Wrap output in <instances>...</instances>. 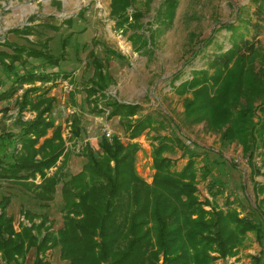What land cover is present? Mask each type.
<instances>
[{
	"label": "trees",
	"instance_id": "obj_1",
	"mask_svg": "<svg viewBox=\"0 0 264 264\" xmlns=\"http://www.w3.org/2000/svg\"><path fill=\"white\" fill-rule=\"evenodd\" d=\"M145 1L148 11L152 0ZM252 1L256 4L257 20L239 12L238 23L224 24L230 30L229 47L213 52L205 67L193 69L189 77L177 84L175 80L181 71L176 72L170 84L182 98L187 123L203 122L207 129L220 132L222 145L240 144L245 154L260 148L263 155L260 170L264 176V64L255 68L258 56L264 55L258 39L264 26V0ZM54 2L61 4L60 0ZM137 2L110 0L109 14L115 28L128 34L133 50L150 57L157 37L172 23L178 0H163L154 18L146 23H141L144 12L135 6ZM78 16H83V10ZM35 19L36 15L29 17L30 22ZM62 24L71 26L72 18L63 20ZM45 25L59 29L49 23L24 25L9 32L23 36L25 43L6 39L2 42L8 50L0 49V67L10 84L0 90V102H8L20 89L22 93L15 99L18 129L0 133V180L26 186L43 208L48 207L61 184L62 225L52 231L46 228L45 213L24 210V220L29 224L21 221L16 229L14 216L7 212L9 197L2 196L0 264L17 263L31 248L34 249L32 264H52L45 253L55 247L66 264H215L218 259L236 255L248 233L254 234L264 254V182L253 181L254 205L246 214L233 207L232 201L222 208L200 200L197 153L174 133L157 134L153 138L156 140L152 145L154 173L150 183L135 171L138 145L115 134L102 135L97 152L85 144L81 170L65 177L62 170L68 156L66 141L62 126L55 125L51 117L55 97L49 92L60 77L72 81L71 72L60 68L68 47L73 45L78 53L86 45L73 44L74 33L69 32L60 39L59 51L53 53L50 37L42 38L40 27ZM31 34H35L34 39L27 37ZM203 42L210 44L213 36ZM103 49V56L93 50L87 54L86 65L91 75L81 91L89 103L97 98L104 104L102 109L95 104L92 111L101 114L109 108L107 118L118 116L129 140L145 130H156L155 122L163 125L164 119L157 120L151 113L131 121V117L141 112V105L120 102L105 93L114 83L108 62L124 61L126 57L105 44ZM48 82H51L49 86ZM73 90L80 91L77 87ZM70 96L74 98L75 93L70 92ZM23 111L33 112L34 116L23 119ZM81 132V119L73 114L71 139H79ZM175 146L188 156L179 170L166 155L176 152ZM53 167L55 171L49 174ZM210 170L204 164L200 176L206 179ZM216 182L210 179L208 183L213 196L221 192H212ZM205 205L210 209H205ZM250 258L253 264H264L260 255Z\"/></svg>",
	"mask_w": 264,
	"mask_h": 264
},
{
	"label": "rangeland",
	"instance_id": "obj_2",
	"mask_svg": "<svg viewBox=\"0 0 264 264\" xmlns=\"http://www.w3.org/2000/svg\"><path fill=\"white\" fill-rule=\"evenodd\" d=\"M144 1L139 0L135 5L144 12L141 23L154 18L156 8L163 0L150 1L148 11L145 9ZM60 2L58 6L54 0H0V49L8 50L2 45L5 39L25 43L23 36L9 32L10 29L38 23L59 26V29H53L49 25L40 27L43 30L42 38L50 37L49 45L53 53L59 51L60 39L69 32L74 33L73 44L85 43L86 49H81L78 53H75L73 45L68 47V55L60 65L62 70L71 72L72 81L70 78L60 77L49 92V95L55 97L51 117L55 125L62 126V136L66 141L68 156L62 170L65 177L81 170L85 162L81 154L83 146L87 144L92 151L97 152L100 137L102 135L108 137L107 133H109V137L115 134L124 141H132L138 145L135 171L145 182L150 183L154 173L152 145L156 140L153 138L157 134L174 133L185 143V146L197 153L196 167L199 179L197 187L200 200H208L211 205L222 208H225L227 201H232L233 207L240 210L241 214H246L254 205L253 181L264 182L260 170L263 160L261 149L245 154L240 144L222 145L220 132L207 129L203 122L187 123L183 115L182 98L174 93L170 79L176 72L181 71L179 79L175 80L176 84L179 83L189 77L193 69L205 67L206 60L213 52L227 49L230 30L224 27V24L238 23L239 12L246 18L257 20L256 4L252 0H178L170 27L157 37V43L153 46V53L149 57L134 51L127 38L128 34L115 28L114 20L109 14L110 0H60ZM81 10H83L82 17L78 16ZM31 15H36L33 22L29 21ZM70 17L71 26L62 24L63 20ZM209 36H213V42L206 45L203 40ZM27 37L34 39L35 34ZM258 39L261 51H264V26ZM104 44L126 57L124 61L111 59L108 62L114 83L105 93L120 102L141 105V112L137 114L138 116L131 117V121L146 113H151L157 120L164 119L163 125L155 122L156 130H145L129 140L128 132L119 122V117L107 118L109 108L101 114L92 111L95 104L102 109L103 101L97 98L95 101L93 98V102L89 103L85 100V92L81 89L91 75V69L86 65L87 54L93 50L99 56H103ZM258 57L255 68L264 64V55ZM31 61L38 63L35 59ZM50 83L46 85L49 86ZM9 84L0 67V90L7 88ZM36 84L39 85L40 82ZM75 87L80 91L75 92L73 90ZM70 92L75 93L74 98L70 96ZM21 93L22 89L8 102H0V133L4 130L18 129L15 119L19 113L15 99ZM73 114L80 117L82 127L79 139L75 140L71 139L70 134V118ZM21 115L23 119H28L32 118L34 113L23 111ZM51 133L50 130L48 136ZM175 148L176 152H167L166 155L174 161L173 167L179 170L188 156L182 155L183 150L177 149L178 146ZM204 164L211 169L206 179L200 176ZM53 171L55 167L49 170V174ZM210 179L217 181L212 192L221 190L215 196L211 195L208 187ZM36 182H39L38 178ZM60 187L61 184L57 186L54 198L48 203L47 208L40 205L26 186L16 182L0 180V198L4 195L9 197L7 212L14 216L16 229H19V222L27 223L23 211L30 210L37 214L45 213L46 228L56 231L62 225L63 216ZM205 209H210V206L205 205ZM250 255H260L261 262L264 260L263 250L256 242L253 233H248L244 246L236 255L218 259L215 264H253ZM45 257L52 264H66L60 258L59 249L56 247L48 250ZM33 258L34 249L31 248L22 260L13 264H32Z\"/></svg>",
	"mask_w": 264,
	"mask_h": 264
},
{
	"label": "built area",
	"instance_id": "obj_3",
	"mask_svg": "<svg viewBox=\"0 0 264 264\" xmlns=\"http://www.w3.org/2000/svg\"><path fill=\"white\" fill-rule=\"evenodd\" d=\"M107 136L109 137V133H107Z\"/></svg>",
	"mask_w": 264,
	"mask_h": 264
}]
</instances>
